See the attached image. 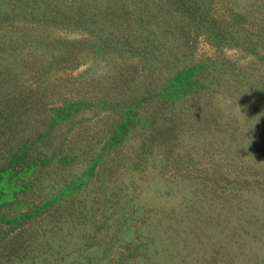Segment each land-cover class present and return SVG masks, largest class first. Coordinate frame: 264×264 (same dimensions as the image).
Segmentation results:
<instances>
[{"label": "rangeland", "instance_id": "374dc122", "mask_svg": "<svg viewBox=\"0 0 264 264\" xmlns=\"http://www.w3.org/2000/svg\"><path fill=\"white\" fill-rule=\"evenodd\" d=\"M83 1L0 0V264H264V0Z\"/></svg>", "mask_w": 264, "mask_h": 264}, {"label": "trees", "instance_id": "16d2710c", "mask_svg": "<svg viewBox=\"0 0 264 264\" xmlns=\"http://www.w3.org/2000/svg\"><path fill=\"white\" fill-rule=\"evenodd\" d=\"M82 2H84V1L82 0ZM100 3H101V6L103 8V4H102L101 1H100ZM86 8L87 7H86V5L84 3V9L83 10H79L78 13H81V11L86 10ZM86 15H87V10L83 13V15L81 16V18L84 17V16H86ZM104 25L105 24H103L102 26H99V27H103ZM99 27L97 28V34L100 35L101 29H99ZM191 75H192V73H189V72H187V73L180 72L179 75L177 77H175L174 80L166 83V91H167L166 97H167V99L170 102H173L176 97H181L179 93H181V92L188 93L189 92L190 86L188 84H189V80H190ZM139 118L140 119H138V120L139 121H142L143 118L140 117V116H139ZM139 142L142 144L144 141L142 140V141H139ZM132 147L135 148L133 145H132ZM135 149L139 151L138 148H135Z\"/></svg>", "mask_w": 264, "mask_h": 264}]
</instances>
